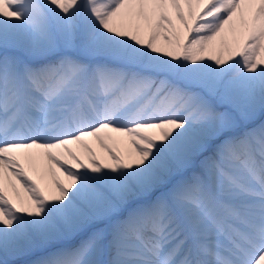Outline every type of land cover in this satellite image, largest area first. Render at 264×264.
Wrapping results in <instances>:
<instances>
[{
    "label": "snow or ice",
    "instance_id": "obj_1",
    "mask_svg": "<svg viewBox=\"0 0 264 264\" xmlns=\"http://www.w3.org/2000/svg\"><path fill=\"white\" fill-rule=\"evenodd\" d=\"M19 255L264 264V0H0V264Z\"/></svg>",
    "mask_w": 264,
    "mask_h": 264
},
{
    "label": "bare ground",
    "instance_id": "obj_2",
    "mask_svg": "<svg viewBox=\"0 0 264 264\" xmlns=\"http://www.w3.org/2000/svg\"><path fill=\"white\" fill-rule=\"evenodd\" d=\"M93 147L94 149L97 151V152H101L102 150L99 148L98 145H96L94 142H93ZM32 255H19V256H9L7 257V261H8V264H16V263H19L21 262L24 263L29 257H31ZM103 259L107 260L108 257H105L103 256L102 257Z\"/></svg>",
    "mask_w": 264,
    "mask_h": 264
},
{
    "label": "rangeland",
    "instance_id": "obj_3",
    "mask_svg": "<svg viewBox=\"0 0 264 264\" xmlns=\"http://www.w3.org/2000/svg\"><path fill=\"white\" fill-rule=\"evenodd\" d=\"M257 122H259V114H258V121H257ZM77 242H78V240H76V241L74 242V244L77 243Z\"/></svg>",
    "mask_w": 264,
    "mask_h": 264
}]
</instances>
